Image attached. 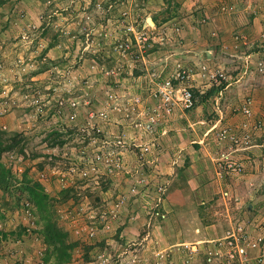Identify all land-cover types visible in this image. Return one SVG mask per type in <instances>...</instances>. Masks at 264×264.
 Instances as JSON below:
<instances>
[{"label":"rangeland","instance_id":"1","mask_svg":"<svg viewBox=\"0 0 264 264\" xmlns=\"http://www.w3.org/2000/svg\"><path fill=\"white\" fill-rule=\"evenodd\" d=\"M245 8H254L256 17L237 12ZM149 18L157 20L152 19L155 25L148 23ZM238 35L246 36L247 43L237 41ZM241 43L264 46V0H0V132L2 143L14 146L0 155V162L15 169L18 177L28 173L54 201L59 228L69 236L67 244H76L69 249L66 264H119L135 258L139 264L142 243L154 247L151 238L156 223L167 217L163 206L168 196V175L161 173L159 160L165 152L155 140L156 130L169 125L177 109L184 113L196 107L186 109L178 103L165 112L154 97L159 85L192 69L196 75L191 80L173 82L177 90H198L191 85L195 78L207 82L208 90L218 88L206 102L217 174L220 154L231 150L230 144L218 142L220 129L246 132L255 122H264V104L257 110L256 96L246 95L236 104L222 101L236 72L254 88L264 86L257 68L264 56L255 62L251 57L249 67L242 66L237 57ZM201 44L214 51L209 58L192 62V67L185 58L187 46ZM203 67L224 71L227 82L210 83L200 75ZM246 82L243 88H248ZM248 100L252 118L236 115L235 109ZM231 107L233 121L230 115L226 119ZM118 140L125 141L124 148L115 146ZM261 143L258 131L251 145ZM262 149L232 155L250 151L258 158ZM119 154L123 157L119 167L97 159L104 155L116 160ZM247 158V173L250 167L257 172L256 186L262 189L264 161L251 154ZM236 180L230 176L228 183ZM223 193L216 194L215 207L225 214L240 196L229 193L231 199H224ZM18 202V193L7 199L0 196V230L14 232L7 243L0 239V264H54L55 249L42 234V218L34 209L26 214L25 204L18 208ZM233 208L226 230L251 222L263 242L250 250L247 264H264V209L250 211L246 206L244 215ZM154 210L160 216H153ZM128 226L134 229L130 233L124 231ZM224 236L208 251L215 250ZM147 253L152 257L146 264L156 263V255ZM210 253L216 252H206V264L215 262H208Z\"/></svg>","mask_w":264,"mask_h":264},{"label":"crops","instance_id":"2","mask_svg":"<svg viewBox=\"0 0 264 264\" xmlns=\"http://www.w3.org/2000/svg\"><path fill=\"white\" fill-rule=\"evenodd\" d=\"M248 9H239L237 12H240L241 15L244 14V16L249 14V17H256L255 9ZM252 29L254 31V28ZM187 49L190 51H187L189 53L185 58L192 67V62H198L199 59L203 60L202 57L209 58V54L214 51L208 45L203 46V44L197 47L189 45ZM215 50L217 52V48ZM221 50L222 48L220 49V54ZM250 56L253 57L252 61L255 62L264 54L252 53ZM237 57L241 59L243 66L248 55H237ZM239 76L241 74L237 73L236 77L228 85L230 89L228 88L227 90L226 88L224 90L222 101L226 99L236 104L246 95L251 94L258 99L256 108L259 110L264 104V86L254 88L256 86L254 83V86H251L249 82H246L244 78H242L243 80L240 79ZM245 82L248 83V88H243L245 87L243 86ZM192 83L202 94L209 91L207 82L204 84L203 81L195 78L191 85ZM233 109L231 107L229 112L225 111L226 119ZM178 110L171 117L170 120L172 121H169V125L159 126L160 128L156 130L157 138L155 140L164 147L163 150L165 152L159 158L162 161L161 173L168 175L166 177L168 180V196L163 206L167 217L155 225L154 237L151 238V241L155 242L154 247H146L144 242L142 243L144 247L140 251L139 264H146L147 259L152 257L147 252H151V255H156V262L159 260L164 261L165 259L168 261V258H170V264H206V252H209L208 250L214 247L213 241L224 236L227 222L231 223L232 214L230 213L231 209H234V205L237 209L242 210L241 212H244V215V207L246 206H248L250 211H253L254 208L255 210L258 208L264 209V180L261 181L262 189H258L256 186L257 172L252 170L251 167L246 176L241 178L234 177L237 179L235 183H228V181L230 182L229 176L221 177L217 174V166L214 160L216 150L215 137L207 134L212 121L210 122V119L206 117V113H209V107L206 103L200 104L193 110L185 111L184 113H178ZM200 115L202 116L200 117ZM230 116V121H233L232 115ZM179 118L183 119L179 120ZM218 118L219 116L215 119ZM238 119L241 121L240 118ZM170 129H173L172 132H169ZM167 131L169 135H167ZM250 154L249 152L241 154L245 163L248 162L247 156ZM243 184L245 185L244 187ZM226 191L233 196H240V198L238 202H232V206H227L226 212L223 214L222 211H217L215 200L216 194L219 192L222 194ZM140 224L142 223L140 222ZM133 226L131 228L128 226L124 231L130 233L131 230H134L132 229ZM255 232L256 234L258 233L257 230ZM128 238H130V235ZM160 240L166 242V244L162 246ZM145 247L146 249H144ZM159 253H162L165 258L158 257Z\"/></svg>","mask_w":264,"mask_h":264},{"label":"built area","instance_id":"3","mask_svg":"<svg viewBox=\"0 0 264 264\" xmlns=\"http://www.w3.org/2000/svg\"><path fill=\"white\" fill-rule=\"evenodd\" d=\"M133 28H129V30L132 31ZM179 31V29H176ZM146 37H144V41H146ZM236 40L243 41L247 43V37L244 35H238L236 36ZM125 47L128 49L130 47L129 43H125ZM251 56H248L246 60L244 61V64L246 67L250 65V59ZM258 70H260V74L264 75V63L258 62ZM208 73H211L208 75ZM196 74L193 70H182L179 73H177L176 77L173 78V80H169L164 85H159L160 87L158 90L154 93V97L160 99L161 106L160 109L163 108L165 112L170 113L174 108L175 104L180 103L181 106H183L186 109H192L194 107V96L191 88H183L176 89L173 85V82H177L179 84H182L186 81L191 80L192 77H194ZM200 75L203 77H208L213 84L222 85L223 82H227L226 73L224 71H218V72H211L208 71L206 67H203V69L200 72ZM241 78V77H240ZM177 94H180L181 97H178ZM218 105V104H217ZM252 107L251 101L248 100L245 104H241L239 107L235 109V114L243 115L246 118L249 119V117L252 115ZM264 110V108H263ZM158 111V110H157ZM158 113V112H157ZM252 118V117H251ZM156 118H151V123H155ZM255 122V121H254ZM251 123V122H246ZM244 123L242 126L244 128L248 127V125ZM262 133V139L263 143H261L258 146H253L251 143L254 140V135L256 132ZM217 140L220 144L227 145L230 144L229 152H222L219 156V162H218V174L221 177L224 176H232V177H244L247 173L246 170V163L243 157L240 154H233L237 153L238 151H248L251 148H264V122H255V124L252 126V129L250 130L248 127V130L246 132H238L232 128H222L217 133ZM106 144H108V141H105ZM125 141L118 140L117 144L115 146H121L124 148ZM249 146V147H248ZM247 149V150H246ZM249 153L252 154V156L257 158L256 154L253 152ZM120 155V154H119ZM258 155V160L260 158L261 162L264 161V149L260 152ZM260 156V157H259ZM111 156H107L104 158V155H99L97 159L99 160H106V164L109 167H119L120 163L123 160L122 155H120L116 160L110 159ZM114 160V161H113ZM114 163H112V162ZM249 161V159H247ZM112 163V164H111ZM160 191H163V189H160ZM162 195L160 194V198L158 201V204L160 203L162 205L161 199ZM224 199L226 197L228 199H231L229 192L223 193ZM239 201V200H238ZM237 201V202H238ZM153 216L159 215L160 212L157 210H154ZM255 230L251 227V222H242L238 224L235 227H232L230 230H228L225 234V236L218 241V247H215V250L209 251V252H216L215 254L210 253L211 257H208V262L211 263L212 260L214 264H247L248 262V254L251 249H258L261 247V242H263V237L260 236V233H254ZM160 255L158 257L165 258L162 253H159ZM214 257L212 258V256ZM258 263L262 262L261 258H257ZM140 262V260H139ZM135 264L137 263L136 258L131 259L128 262L121 261L119 264ZM118 264V263H116ZM154 264H163L162 261H157Z\"/></svg>","mask_w":264,"mask_h":264},{"label":"trees","instance_id":"4","mask_svg":"<svg viewBox=\"0 0 264 264\" xmlns=\"http://www.w3.org/2000/svg\"><path fill=\"white\" fill-rule=\"evenodd\" d=\"M156 23L157 20L152 18ZM239 41V40H238ZM241 42V41H240ZM253 46L249 45H238L237 52L239 55H252V53H263L264 46ZM260 61V60H259ZM238 72L235 73V75ZM194 96V106L209 102V98L217 93L218 88H212L208 92L202 94L198 90L191 89ZM200 98V99H199ZM59 132H55L54 135H59ZM60 136V135H59ZM61 137V136H60ZM2 133L0 132V155L5 152L14 149L12 145H4L2 143ZM19 194V202L16 203L17 207L26 208V214L31 215L33 209L37 212L38 216L42 218L43 221V231L45 240L48 245L54 247L55 263L54 264H66L71 257L69 249H73L76 244L71 246L67 244L69 239L68 234L59 228L57 223V218L55 217L54 201L45 193L44 188L33 183L27 174H23L21 177L17 176L15 169L7 168L0 162V196L2 199H7L8 196L14 194ZM66 194V193H65ZM26 233V232H25ZM18 234V233H17ZM20 234V232H19ZM10 237H14V232L6 233L0 230V239L4 240L6 243ZM49 256L46 262L49 260Z\"/></svg>","mask_w":264,"mask_h":264},{"label":"water","instance_id":"5","mask_svg":"<svg viewBox=\"0 0 264 264\" xmlns=\"http://www.w3.org/2000/svg\"><path fill=\"white\" fill-rule=\"evenodd\" d=\"M148 23L152 24V25H155L151 18L148 19Z\"/></svg>","mask_w":264,"mask_h":264}]
</instances>
